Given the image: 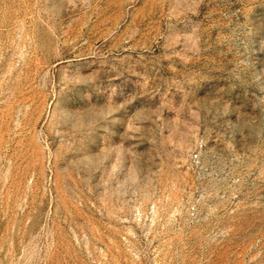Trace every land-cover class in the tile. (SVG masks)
Returning <instances> with one entry per match:
<instances>
[{"label":"rangeland","instance_id":"rangeland-1","mask_svg":"<svg viewBox=\"0 0 264 264\" xmlns=\"http://www.w3.org/2000/svg\"><path fill=\"white\" fill-rule=\"evenodd\" d=\"M0 264H264V0H0Z\"/></svg>","mask_w":264,"mask_h":264}]
</instances>
